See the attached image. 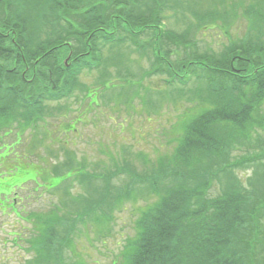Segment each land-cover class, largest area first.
Listing matches in <instances>:
<instances>
[{
  "label": "trees",
  "instance_id": "obj_1",
  "mask_svg": "<svg viewBox=\"0 0 264 264\" xmlns=\"http://www.w3.org/2000/svg\"><path fill=\"white\" fill-rule=\"evenodd\" d=\"M204 1L206 7L201 0H0L2 118L17 120L26 112L37 121L50 90L55 100L68 95L83 71H105L106 48L125 44L150 57L151 75L161 76L168 92L197 83L190 99L195 105L177 130L174 156L160 155L154 170L135 182L147 185L144 191L129 196L150 200L137 219L135 241L123 254L127 264H264L257 248L264 249V228L254 222L264 213L254 201L264 197V189L250 198L244 189L234 193L220 187L225 165H238L228 164L230 155L223 157L230 143L264 128L263 25H252L263 23L264 8L257 6L263 2L249 0L240 18V10L231 6L243 0ZM242 19L248 33L233 39L230 28ZM203 31L210 32L212 43L223 37L227 43L205 47L195 38ZM115 54L123 61L117 74L130 73L124 53ZM182 97L187 100L188 93ZM263 174L257 170L250 186L262 184ZM215 186L223 192L213 197ZM60 224L51 219L42 224V237L31 244L33 262L24 264H65L57 250L64 245L55 234ZM107 233L105 227L100 234Z\"/></svg>",
  "mask_w": 264,
  "mask_h": 264
},
{
  "label": "rangeland",
  "instance_id": "obj_2",
  "mask_svg": "<svg viewBox=\"0 0 264 264\" xmlns=\"http://www.w3.org/2000/svg\"><path fill=\"white\" fill-rule=\"evenodd\" d=\"M243 1L242 5L232 3L231 9L242 11L244 5L250 3ZM259 2L264 0H257ZM201 3L207 6L206 1L201 0ZM242 16L240 14V18ZM262 20L264 23V17ZM263 23L252 25H263L264 41ZM247 24L246 20L232 26V38L241 39L248 30ZM195 38L201 40L203 46L214 49L218 48L217 44L227 43L225 37L212 43L210 32L205 31L197 32ZM115 53H124L123 57L127 58L124 69H131L130 73L117 74L118 70L123 71V61L114 58ZM103 58L107 63L101 67L105 70H101L102 77L96 71H83L79 75L82 87L74 95L78 98L52 104L53 108L46 101L40 105L44 120L35 121L26 112H21L17 120L0 117V186L8 185V189L0 187L3 194L0 201L7 204L0 209V264L33 262L35 246L30 244L39 242L42 235L38 229L50 219L61 222L55 234L57 241L64 243L57 250L65 264L128 263L123 254L135 241L137 219L150 200L139 197L131 201L129 196L134 190L144 191L147 185L135 182L144 172L154 170L152 167L156 166L160 155L174 154L177 130L186 120L185 114L195 105L190 99L197 93V83L185 91L168 92L162 77L151 75L150 57L126 44L106 48ZM66 61L69 65V59ZM106 76L110 77L105 79ZM85 86L96 89L86 96V99L93 98L89 104L99 98V103L94 104L97 107H89L87 111V104L82 101ZM185 93H188L187 100L182 97ZM46 109L52 110L50 117L44 112ZM93 109H97L96 119L101 124L95 134L90 130L96 115ZM72 125L75 132L69 130ZM141 153L151 162L145 163ZM229 155L228 164L238 165L232 169L225 165L220 187L234 193L244 189L253 198L264 189V177L262 184L250 186L255 172H264V128L233 140L223 157ZM129 162L132 171L106 181L109 173L121 172V166L127 167ZM234 168V173H230ZM109 170L113 172H106ZM132 172L135 176L130 178ZM61 178L64 180L60 183ZM222 192L215 186L210 194L215 197ZM254 201L264 207L263 196ZM110 216L113 218L109 224L106 221L96 224L97 219ZM254 222L264 228V213ZM105 227L110 232L101 236ZM257 248L264 260V249Z\"/></svg>",
  "mask_w": 264,
  "mask_h": 264
}]
</instances>
